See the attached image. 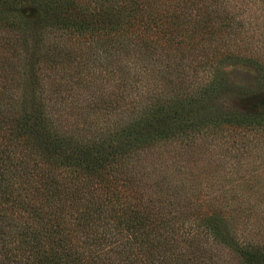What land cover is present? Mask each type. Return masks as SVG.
Segmentation results:
<instances>
[{
    "label": "trees",
    "instance_id": "1",
    "mask_svg": "<svg viewBox=\"0 0 264 264\" xmlns=\"http://www.w3.org/2000/svg\"><path fill=\"white\" fill-rule=\"evenodd\" d=\"M249 3L0 0V264H264Z\"/></svg>",
    "mask_w": 264,
    "mask_h": 264
},
{
    "label": "rangeland",
    "instance_id": "2",
    "mask_svg": "<svg viewBox=\"0 0 264 264\" xmlns=\"http://www.w3.org/2000/svg\"><path fill=\"white\" fill-rule=\"evenodd\" d=\"M245 1L250 2L249 5L253 13L264 14V1L262 2V0H227L230 5ZM256 7H258L257 10ZM221 70L219 79L223 85H228V87L222 89L220 94L231 99L232 107H237V111L242 112L264 111V82L259 78L253 65L245 62L227 61ZM163 153L165 156H170L174 153L182 154L183 151L176 143L165 145ZM151 157L154 159V156ZM259 169L264 172V165Z\"/></svg>",
    "mask_w": 264,
    "mask_h": 264
}]
</instances>
